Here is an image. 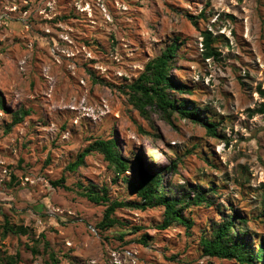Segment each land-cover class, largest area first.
I'll return each mask as SVG.
<instances>
[{"label":"rangeland","instance_id":"374dc122","mask_svg":"<svg viewBox=\"0 0 264 264\" xmlns=\"http://www.w3.org/2000/svg\"><path fill=\"white\" fill-rule=\"evenodd\" d=\"M204 30L220 57H204ZM177 38L171 77L188 91L170 95L200 107L218 137L131 99L147 62ZM259 86L264 0H0V264L18 253L17 264H53L51 252L58 264H243L204 254L201 238L232 210L254 247L264 238V114H249L264 102ZM111 137L129 161L124 173L97 151L67 169ZM142 171L164 172L175 196L201 185L212 205L184 209L191 227L159 228L164 206L117 208L114 225L101 227L108 204L78 191L105 186L112 200L139 202L125 178ZM63 175L69 189L51 184ZM7 222L28 231L5 232Z\"/></svg>","mask_w":264,"mask_h":264},{"label":"trees","instance_id":"16d2710c","mask_svg":"<svg viewBox=\"0 0 264 264\" xmlns=\"http://www.w3.org/2000/svg\"><path fill=\"white\" fill-rule=\"evenodd\" d=\"M203 47L205 58H218L221 52L215 46L217 36L210 30L203 31ZM177 38L162 53L155 58L149 60L145 65L144 71L139 75L134 83L130 85L133 90L131 99L137 108L142 112H146L148 105L155 106L160 109L167 118L173 114H178L184 118L192 119L201 123L206 127L209 135L218 137V124L209 119L207 115L201 113V108L195 105L190 106L187 100L178 99L170 95V91L178 90L181 93L188 91V87L180 84L171 77L173 69V60L176 58L177 52L180 48ZM182 43V42H181ZM259 93L264 97V89L259 86ZM189 93V92H188ZM0 106L3 107L0 99ZM28 112L22 110L21 113L16 114L13 122L18 123L23 120V117ZM249 114H264V102L256 108H250ZM11 127V126H10ZM97 151L104 156L115 172L120 175L124 173L129 167L128 159L121 152L117 141L111 138H96L92 143L86 146L77 155L76 160L69 163L67 169L76 171L85 163L86 156ZM176 171L177 162H174L169 168ZM164 172H155L148 174L144 171L140 173V177L136 182L125 180L130 184L132 189L140 198L139 202H130L125 200H112L109 197L108 189L105 186L98 188L97 186L86 187L79 190L82 196L87 197L90 201L95 203H107L105 216L100 223L101 227H109L114 225L116 219L112 217L117 208L134 207L146 209L148 207L164 206V217L161 224L158 225L161 229H166L173 223H182L191 227V221L184 216V209L191 204L202 205L206 203L208 206L212 205L207 191L199 185L195 190V196L188 192L180 193L178 196L173 194V188L170 192L164 189L163 174ZM51 184L54 187H64L69 189L67 179L63 175L56 180H52ZM209 191L215 193L217 188L213 186ZM80 188L84 187L80 184ZM233 214H223V220L212 226V232L209 237L203 236L201 244L203 246L204 254L209 256H216L220 258H234L243 264H256L262 262L264 259V238L261 237L256 247H254L248 239V230L246 226L247 220L241 216L237 211ZM27 228L23 225H11L6 223L5 232H12L15 234L27 233ZM45 245L48 248L49 242L46 240ZM34 253L37 252L36 246L32 248ZM53 264H58V259L53 252L50 253ZM8 261L11 264H17L19 253L16 256H8Z\"/></svg>","mask_w":264,"mask_h":264}]
</instances>
